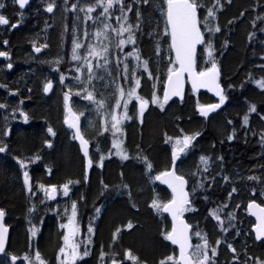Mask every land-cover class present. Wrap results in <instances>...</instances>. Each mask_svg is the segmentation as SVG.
Wrapping results in <instances>:
<instances>
[{
    "label": "trees",
    "instance_id": "1",
    "mask_svg": "<svg viewBox=\"0 0 264 264\" xmlns=\"http://www.w3.org/2000/svg\"><path fill=\"white\" fill-rule=\"evenodd\" d=\"M0 2L5 4V7L0 9V14L9 19L10 25L17 24L15 28L8 25L0 26V48L7 52V58L0 60V84H5L10 92L14 91L16 94L14 98H18L17 102L21 104L28 117L27 122L12 120L11 130L6 138L10 156L7 158V154L0 155V200L8 207L5 213L13 228L8 248L9 251L14 252V245L17 249L18 247L21 249L26 242L21 223H13L16 221L15 216L19 218L24 216L26 208L34 204L35 195L34 189L30 192L24 183V169L20 166V160L32 158L27 169L33 173L30 185L36 187L38 181H48L46 178L49 175H52L56 182L83 179L80 176L83 155L72 136L71 129L63 121L65 112L62 102L58 100L55 103L48 100L51 99L49 97L54 88L49 94L43 91L44 83L49 76L44 74L40 66L36 69L30 68L25 60V56L31 50L29 40L32 34L46 32V36L39 40L45 45L43 51L46 54L49 51L55 53L63 35L65 42L67 41L70 26L64 34L60 33L61 28L57 25L47 28L52 24V18L46 8L52 0H31L25 9H20L14 0H0ZM200 2L203 6L198 7L199 25L205 36V44L198 49L197 67L206 70L211 66L205 53L210 37L214 49L213 57L221 69L220 80L229 104H225L220 111L223 115L220 114L216 128L215 123L212 122L214 115L206 119L193 111L195 94L187 86L183 99L170 101L178 112L167 116L166 111L151 105L145 117L143 115L142 119L134 118L127 123V149L134 154V165L129 168L134 167V196L140 204V210L135 212L131 207L132 204L126 203V200L130 199L125 197L129 195L125 185H118V188L114 189V185L107 184L105 196L111 197L117 190L124 205L120 203L107 205L101 235L108 238L110 233H117L111 232V227H118L121 231L117 234L128 236L134 240L135 245L136 242L145 245L143 243L147 240V236L145 237L144 230L149 226L152 235L148 237L161 248V251H155V248L149 249L150 254L147 256L139 251L142 256L139 259L140 264L147 262L160 264L161 260L171 255L172 251L173 254L175 252V247L164 238L167 231L159 234V228L162 226L159 215L165 218V213L154 207L151 213L148 209L152 206L151 202L150 206H147L143 199L146 196L156 197L157 193L163 191L162 189L166 196L168 194L166 187L153 180V175L162 163L165 164L164 169L172 163V156L170 160L166 150L170 147L166 138L171 135L168 118H171L170 124L180 122L182 125H187L189 133L202 134L193 141L194 147L189 150L190 153H197V150L203 146L214 149L215 156H212L217 159L214 161L217 169L208 172L207 180L204 182L205 188L199 189L196 193L197 198L192 201L191 205L199 216L197 218L189 216L188 220L190 219L193 230H201L205 236L204 239L209 245V254L212 247L216 248L215 264H242L248 257L264 260V238L260 241L255 239L252 231L255 220L247 211V203L251 200L264 205V195H261L264 192V183L248 179L249 176L264 179V146L260 142L264 135V89L259 88L255 83L264 78V32L259 31V28L264 27V23L257 20V16H264V0H230V2L220 0L219 4L216 0H200ZM128 3L130 5V0ZM210 8L214 11V19H209V26L221 28V32L211 33V36L204 24ZM164 9H166L165 0H149V3L135 0L134 10L128 14L134 16L133 31L136 43L123 49V51L135 49L148 61V71L139 65L135 78L151 81L159 95H162L169 68L175 67L170 35H165L169 28L166 17L162 15ZM137 10L141 14L139 19L136 16ZM137 24L139 30L136 29ZM253 33L255 37L250 39ZM54 56L55 54L52 55ZM9 64L12 65L11 68H8ZM200 94L201 97L208 95L206 92ZM252 105L256 107V112L249 111ZM131 110L134 111V102ZM150 111L154 115L149 116ZM186 113H190V116L187 117ZM245 115L249 117L247 126H243ZM3 123V115L0 112V125ZM220 123L224 126L222 129ZM48 128L53 129L54 136L48 132ZM229 136H233V139L229 140ZM48 142L51 147L47 146ZM145 157L146 161L143 159ZM220 157L223 159L220 160ZM74 164L76 166H73ZM112 164H115L114 160ZM112 164L108 166L109 169L106 168L107 179L110 173L116 178V167ZM147 164L152 165L151 169H148ZM124 166L126 171L128 167ZM89 177L95 180L93 174ZM92 187L91 196L94 198L100 193L98 182ZM92 187L83 189L88 192ZM78 188L80 187L74 188L77 194H79ZM233 188L237 191L232 192ZM142 189L145 191L139 192ZM254 190L255 195H253ZM234 197L239 201L236 202ZM66 198H70L69 195ZM48 203L51 204L50 201ZM142 207L147 209L146 214L140 213ZM116 208L122 211L116 218H112V209ZM124 208L127 209L126 213L123 211ZM88 211L89 208H86L83 212V232L80 233L82 236L88 234L87 229L91 227L93 221L91 213L87 216ZM214 211L219 215V219L212 215ZM134 215L137 218L134 229L125 232L123 220L128 217L134 218ZM43 219V227H46V231L41 245L43 249L51 251L57 245V235L51 225L54 219L48 215ZM216 220L223 229L222 239H218L219 235L216 233L215 236L210 234L214 228L218 229ZM219 240L222 244L217 245ZM229 244L236 250L235 252L228 247ZM166 246L170 252L165 254L162 250ZM26 247L25 244L21 250ZM224 253L226 255L222 258ZM248 264H253V260H249Z\"/></svg>",
    "mask_w": 264,
    "mask_h": 264
},
{
    "label": "rangeland",
    "instance_id": "2",
    "mask_svg": "<svg viewBox=\"0 0 264 264\" xmlns=\"http://www.w3.org/2000/svg\"><path fill=\"white\" fill-rule=\"evenodd\" d=\"M53 2V0H52ZM73 5H78V0H67V3H65V0H55V4H54V8H53V12L49 13L50 17L52 18V24H49L47 26V28H52L54 26H58L61 28L60 33L64 34L67 30L68 27L70 26L69 32H68V38L67 41L65 42V38L63 35V39L62 41H60L59 43V48L57 50H55V53H53L52 51H49L48 54H46L44 51L43 52H39V53H35L33 48L34 46H45L43 44L40 43V38H43L46 36V32H37L35 34L31 35L30 38V48L31 50L28 51L27 55L25 56V60L26 62L29 64L30 68H38V66L41 67V69L44 71V74L46 76H49L48 79H46L45 83L53 81V92L50 94L51 99H48L49 101L52 100L55 103H57L58 100H60V102H62L63 105V109H64V117H63V121H65V118L67 116V108L70 106L72 108V110L74 112H76L78 115L79 113L83 112L84 115L80 117V123H81V128L82 131L84 133V135L86 136L87 140L89 141V146H90V157L92 160V169L91 171L93 172V175L97 178L98 172L101 171L102 169L105 170L106 168L109 169L110 164H112L113 160L115 158L119 159L122 165H126V166H133L134 165V154L131 150L127 149V128L126 125L127 123L134 119V118H139L142 119L143 115L145 117V114L147 112L148 109H150L151 105H154L151 103V98L153 96V94L155 93V95L157 97L160 98V100L162 101V95L157 94V92L154 90V84H152L151 81H147V80H143L140 78L141 80V84L140 87L136 89V93L138 96L143 97L145 100H148L149 103L146 106V109L143 112V115H140V110H139V101L133 99L127 107V115H128V119L123 120L121 122V124L119 125L121 131L116 133V135L114 136L112 134L111 131L108 132H103V128L105 126V120H107V126L110 128V117L108 116V112L107 110H101L99 113L96 111L95 105L90 104L88 101L81 99V97L75 95L76 91L80 90V85L78 84V82L76 81V79H74L75 76H80L81 79H84L85 76L87 75V71L86 68L82 69L80 73H77L75 71V68L77 66H79L81 64V61H72L71 60V48H72V41L74 38L78 39V42H80L81 44L85 45V47H87L88 44H92L94 46L97 47V50H99V48L102 45H109L110 48V60L112 61L110 67L108 68V71L112 73L111 76L107 75V72H105L103 69H99V68H95L94 67V72H96L98 75H104L105 79L103 81L101 80H93L92 84L95 85V90L96 93H103V96H99L97 95L98 99H104L106 101V104L109 108H113L114 109V104H115V99L116 96H118V93H116V96L111 95V93L114 92L115 88L117 85H119L120 87H123L125 89V92H127L129 88L135 87V77L133 78V70H135V74L137 71V68L139 65L143 66V62L146 60L145 58H143L140 54V60L137 61L134 57H128L127 60L124 59L125 54L127 52H129L130 50H126V51H120L117 47V37L116 34L114 32H112L110 29L106 30L109 33V39H104L103 37H99L97 38L95 36V33L97 31H100L103 29V24L102 23H94L95 18L97 17V15L99 14L100 11H102V9H97L95 12L89 13L88 15L91 16L93 19H87L85 12L83 11H79V7L83 6V4H79L76 10H73L72 6ZM48 6V5H47ZM120 13L118 11H116L112 17L111 20L105 21V18L103 16L100 17V21H105L108 23H111L113 27H119L120 25L117 23L115 16H119ZM77 17H79V19H77ZM133 24L134 22L131 21ZM213 26V25H212ZM65 29V31H64ZM48 29H46L47 31ZM85 32L90 33V37H86L85 36ZM127 33H124L123 38H127ZM211 36V33H210ZM209 41H211L210 37H209ZM131 44L126 45L125 48H129ZM81 55L85 54V50L84 48L79 50ZM207 46L205 47V53H207ZM54 57H52V55H54ZM50 57V58H49ZM89 60L92 61L93 65L95 66L96 64V60L93 57H88ZM121 61L120 67L119 69L117 68V64L116 61L117 60ZM123 63H127L129 65V80L125 81L122 78V75H117L118 71L122 72L123 71ZM218 65V64H217ZM176 67V64H175ZM211 67V66H210ZM29 73V72H28ZM27 73V74H28ZM26 74V75H27ZM60 74H64L66 77L65 83L62 85L59 83V77ZM25 76V75H24ZM44 83V85H45ZM108 84L109 87H105L104 85ZM6 85L0 84V104H3L4 107L0 108V112L2 113L4 119H5V131L3 134V138H0V142H3L4 144L7 145L6 143V138L9 135V131L11 130V123L12 120L15 121H20V120H25V116H27L22 107L21 104L18 103L17 99L14 98V95H16L14 93V91H11L7 88L4 87ZM71 89V91H70ZM89 91H92V87L89 86ZM52 91V90H51ZM68 92L70 99L66 105L65 101H64V93ZM95 94V93H94ZM201 94H195L194 99V107L192 108L194 112L197 113V115H199V108L204 105V104H208L210 103V96L209 95H203V97L200 96ZM127 98V97H125ZM47 100H45L46 102ZM134 102V111L131 110L132 104ZM123 103L124 101H121V108L120 109H114L117 115H120L124 112L123 109ZM218 103V102H217ZM225 104H229V102L226 99ZM224 104V105H225ZM224 105H222L220 107L219 110H217V113L214 115L212 122L215 123V127H218V121H220L219 116H220V111L223 109ZM157 107H159L158 105H155ZM160 108V107H159ZM163 111L167 112V116L168 115H173L175 112H178L175 109V106H173V104L171 102H167L164 106ZM187 117L190 116V113H186ZM149 116L154 115L153 112H149L148 114ZM223 115V114H221ZM146 119V118H145ZM151 119V118H150ZM225 119V118H224ZM147 120V119H146ZM228 123V121H226ZM170 125V133L171 135L169 137L172 138L171 141H169V146L166 150L168 152V155H170V160H171V150L173 149V145L175 143V140L177 138H182L184 135H193L192 133H189L187 131V125H182L180 124V122H176L174 124H170L171 123V118H168V122ZM223 123V122H222ZM222 123H220L219 125H221ZM228 125V124H227ZM223 124L221 125V129L223 128ZM229 130V129H228ZM102 133V134H101ZM74 133H72L73 136ZM71 135V134H70ZM168 137V138H169ZM166 138V139H168ZM114 144H118L120 146V149H123L124 152L129 156V159L124 160L121 158V155L119 153V149H117L116 147H113ZM213 148H210L209 146H203L201 147L200 150H197V153H190L191 151H188L187 154H181V159L179 160V164H178V172L184 176H186L189 180V190H190V194H191V201H194L197 198V191L200 189L198 187L199 182H205L207 180L208 177V172L209 171H214L215 169H217V165L214 161H217V159H215V154H213ZM9 150H8V146H7V150H6V154H7V158L10 156L9 155ZM1 154V153H0ZM165 155V154H164ZM214 155V156H212ZM116 156V157H115ZM201 156H205L210 158L209 159V171L208 172H203V165L201 164L200 161V157ZM82 158V167H81V172L83 174H86V166H85V158L83 156H81ZM23 162L24 164H26L27 166L25 168L22 169H27L32 161V158H27V159H21L20 162ZM163 162V160H162ZM114 165V164H112ZM72 166V165H71ZM70 166V167H71ZM73 166H76L75 164ZM109 166V167H108ZM165 164L162 163V165L160 166V168L158 169V171L153 175L154 177L162 170H164ZM28 171H30V169H28ZM128 175L129 177L134 180V175L133 173L131 174L130 171H128ZM51 174V173H50ZM195 174V176L193 175ZM33 175V173L30 171L29 172V177L31 178ZM122 175H126L125 173H123ZM120 178L121 176H117L116 178L114 177V181L113 184L114 185V189L118 188V185H125L124 183L120 182ZM48 181H38L36 183V187H32V189H34V204L29 205L25 212H24V216L20 217L19 216H15L16 221L13 223H21V226L24 230V236L26 238V242L25 244L27 245L26 249L22 250L21 249L25 246L22 245V248L20 249V247H18L19 249L14 250V253L16 255V257H19L20 259L24 258V257H30L32 260H35V253L39 252L40 253V257L42 260H47V259H52L49 256V250L45 251L42 248V240H43V236L45 235V231H46V227H43V222L44 219L43 217L45 215L50 216L51 218L54 219V221L52 222V229L55 233V235H57V239L56 242L58 241L57 245L54 249V257L55 254L57 252H59V249L61 247L64 246V240H63V235L67 234V229L65 228H61L60 225L62 223H67L68 218L72 215V209H71V205L73 202H75L77 204V208H89L90 211H92V207H93V202L94 199H91L93 196L92 195V191H93V187L92 190H89L88 192H86L85 189H83V187L78 188L79 193H81V195L79 197H74V198H66L67 196L63 195L62 192V186L65 184L63 182L60 181H55L56 179L52 176L49 175L46 178ZM155 181V179H153ZM151 180V181H153ZM68 183V182H66ZM40 185H44V188L47 189L48 191L51 190V186H56L57 192H58V197L55 201H50L49 199H47L46 195H45V191L43 189L40 188ZM88 185V184H85ZM196 187V191L194 194L191 193V189L193 187ZM127 187V186H126ZM70 190L72 189V187H69ZM128 191H129V195L125 196L127 198H129L130 200H126V203L129 202V205L132 204V194L130 193L131 188L127 187ZM164 191V189H162ZM100 193L98 195H96V198L99 202L100 199L103 202V204H116V203H120L123 204L121 202V196L117 193V190H115V193L113 194V196H105L106 195V190L104 191L103 186L100 185L99 188ZM145 190L142 189L139 192H144ZM163 191H160L159 193H157L158 195L156 197L152 196V197H148L146 196L145 198H143L145 200L144 203H146L147 206H150V202L152 204L153 200H157L159 203H165L167 202V200H169L171 198L170 193L168 191L167 196L165 195V193ZM103 193V196H102ZM235 201H239V199L237 197H234ZM68 199V201H67ZM51 202V204H49L48 202ZM124 205V204H123ZM229 206V205H228ZM152 206H150L148 209L150 210V212L152 213ZM191 208L193 210L191 211H186L183 215L186 216V218L188 219L189 216H191L192 218H197L199 216V214L195 211V209L193 208V206L191 205ZM31 209V211H30ZM140 210V204L139 202H137V198L136 196H134V211L135 212H139ZM146 208L142 207L140 213L142 214H146ZM122 210L119 209H112V218H116L120 212ZM123 211L126 213L127 209L124 208ZM91 212H89L87 214V216L90 214ZM79 214L78 213V209H76V217H75V221H76V225L78 227V232L77 235L74 237V240L79 243L81 245L79 251L82 254V251L84 250V245L88 243V241H91L92 239V235L94 234L93 232L91 234H86L84 236H82L80 233H82V219H79ZM99 213H95L94 215L92 214V224L95 222L94 217H98ZM154 214V213H153ZM153 214H151L153 216ZM86 216V217H87ZM160 218L162 219V226L161 228H159V234L165 232V230L167 231V233L170 230V221L168 219V217L165 215V218H163L162 215H159ZM135 219H137L134 215V218L128 217L125 220H123L125 222V226L128 227V224L131 223L132 225H134ZM190 220V219H189ZM190 222V221H189ZM217 222V226L218 229L214 228L213 231L210 232V234L212 236H215V233L219 235L218 239H222V233H223V229L220 226L219 222L216 220ZM191 223V222H190ZM91 224V227H92ZM192 224V223H191ZM11 225V224H10ZM193 226V225H192ZM221 227V228H219ZM32 228H36L37 234L35 236L32 235ZM167 228V229H166ZM134 229V228H133ZM113 230H111L112 232ZM145 237L147 236V240L143 243L145 245H142L141 243L136 242V245L134 243V240H131L130 238H128V236L122 235L121 234H113L114 236H112L113 238H115L116 240H118L120 238V236L123 238L124 243H128L129 246L133 247L135 250L140 251L143 255L147 256L150 254L149 249L155 248V251L160 250L161 248L157 245H155V243L152 242V240H150V238L148 237L149 235H152V229H150V227L148 226L147 228H145ZM199 232L200 233V237H197L195 235V233ZM192 237H193V246L197 245V244H203L204 243V238L205 236H203L201 230H192ZM207 238V237H206ZM201 239V242H200ZM211 239V238H208ZM219 242V243H218ZM217 242V245L222 244L221 240H219ZM168 247L166 246L165 248H163L164 250H162V253H169L170 249H167ZM166 249V251H165ZM53 250V249H52ZM54 251V250H53ZM174 254L173 251L171 253L172 256L177 258V250L174 249ZM211 254V253H210ZM225 253L222 255V258L225 257ZM169 256V255H168ZM217 257V256H216ZM215 257V258H216ZM138 258V257H137ZM167 257H165L164 259H166ZM9 258H5L2 257L0 255V260L2 261H8ZM139 260V258H138ZM16 264H21L20 260L18 259L16 261ZM39 264V263H37ZM142 264H151L150 262L147 263H142Z\"/></svg>",
    "mask_w": 264,
    "mask_h": 264
},
{
    "label": "snow or ice",
    "instance_id": "3",
    "mask_svg": "<svg viewBox=\"0 0 264 264\" xmlns=\"http://www.w3.org/2000/svg\"><path fill=\"white\" fill-rule=\"evenodd\" d=\"M135 2V0H134ZM142 3H149V0H140ZM217 4H219L220 0H216ZM230 2V0H229ZM14 3L18 4L20 9H24L26 5L30 3V0H14ZM67 3V0H65ZM83 4V6L79 7V11L85 12L87 19H93L89 16V13L95 12L98 8L102 9L99 12L97 17L94 20V23H102L103 29L97 31L95 36L97 38L103 37L104 39H109V33L106 30H111L116 34L117 44L116 47L123 51L126 45L136 43L135 40V32L133 31V25L129 22L128 12H131L132 6L127 4L125 0H78V5ZM166 9L162 10V15L166 17V24L170 31L166 30L165 35H170L171 38V47L175 51V63L178 67H170L168 70L167 83L165 86L163 101L160 100L159 97L153 94L151 98V103L154 105H158L161 110L164 109L165 104L171 97L180 96L182 91V77L187 74L191 79L193 88L204 87L209 90L214 89L216 95L219 97V102L215 104H211L208 106H201L200 115L207 118L209 113L215 112L220 109L222 105L226 102V95L224 94L223 89L219 83V70L217 66V61L213 57V45L211 41L207 43V55L208 59L211 63V67L207 68L203 71H195V59H196V50L197 45L205 44V40L201 29L199 27V21L197 16L198 7H202V3L200 0H165ZM55 0L52 3H49L46 11L48 13L53 12ZM78 5H73V10H76ZM5 4L0 2V9H3ZM118 11L120 13L119 16H115L117 23L120 25L118 28L113 27L111 23L105 22L111 20L114 13ZM140 12L137 10L136 16L137 19L140 17ZM103 16L105 21H100V17ZM214 19V11L210 8L207 11V16L204 19L205 27L208 29L210 33H219L221 32V28L219 26L210 27L209 19ZM79 19V17H77ZM257 20L264 23V16H257ZM8 25L10 27L15 28L17 25L11 24L8 18L4 15L0 14V26ZM255 26V23H254ZM136 29L139 30V24L136 25ZM260 32H264V27L259 28ZM124 33H127V38H123ZM90 33L85 32L86 37H90ZM255 37V33L250 36V39ZM5 43H7L5 41ZM84 48L85 54L81 55L80 49ZM41 51V47H35V52L39 53ZM5 52L0 51V56H6ZM88 57H93L96 60L95 66L92 61L88 59ZM128 57H134L137 61L140 60L139 52L135 49L129 51L125 54L124 59L127 60ZM71 60L72 61H81V64L75 68L77 73H80L82 69L86 68L87 75L84 79H81L80 76H75L74 79L80 85V90L76 91L75 95L81 97V99L88 101L90 104L95 105L96 111L99 113L101 110H107L108 116L110 117V128L107 126V120H105V126L103 128V132L111 131L115 136L116 133L120 132L121 129L119 125L123 120L128 119L127 115V107L128 104L133 100L139 101V110L140 115H143L146 105H148L149 101L145 100L143 97H140L136 93V89L140 87L141 80L139 78H135V87L129 88L127 92L123 87L119 85L116 86L115 90L111 95L116 96L114 109L121 108V101L123 100V109L124 112L120 115H117L113 108H109L104 99H98L97 95L103 96V93H96L95 85L92 84L93 80H101L105 79L104 75H98L94 72V67L103 69L107 72V75L111 76L112 73L108 71L112 61L110 60V48L109 45H102L99 50L97 47L88 44L87 47L85 45L78 42L77 38H74L72 41L71 48ZM117 68L119 69L121 61L118 59L116 61ZM12 65L9 64L8 68H11ZM143 67L145 71H148V61L143 62ZM117 75H122L125 81L129 80V65L127 63H123V71L122 73L118 71ZM133 78L135 77V70H133ZM149 75H151L149 73ZM66 77L64 74H60L59 83L64 84ZM257 86L261 89H264V78H261L258 81H255ZM89 86L92 87V91H89ZM106 88L109 87L108 84L104 85ZM53 84L52 82H47L44 85L43 91L48 93L52 90ZM71 91V89H70ZM95 93V94H94ZM127 97V98H125ZM64 101L67 105L70 96L68 92L64 93ZM4 105L0 104V108H3ZM250 112H256L257 109L254 105L250 106ZM67 116L65 118V123L69 128L74 129L73 138L80 141L83 154L85 157L89 156L88 145L89 141L84 138L82 135L81 127L79 124L80 117L84 115L83 112L79 113V115L72 110L69 106L67 108ZM28 117L25 116V122H27ZM231 123V121H229ZM249 123L248 115L243 117V126H247ZM48 132L51 135H55V132L52 128H48ZM102 134V133H101ZM202 135L201 133H195L193 135H184L182 138H177L173 145L172 149V161L175 164L176 161L181 159V154H187V152L194 147L193 141L196 140L198 136ZM229 140L233 139V136L228 137ZM169 141L172 140L171 137L168 138ZM261 145L264 146V135L261 137ZM51 147V144L48 145ZM113 147L119 149V153L121 158L124 160L129 159V156L124 152L123 149H120L118 144H114ZM7 150V145L3 142H0V153H5ZM39 157H37L38 159ZM146 161V157L143 158ZM201 164L203 165V172L209 171V159L208 157L201 156L200 158ZM220 160L223 158L220 157ZM22 168H25L27 165L22 161L19 162ZM92 160H88L89 167L92 166ZM148 169H151L152 165L147 164ZM24 183L28 186V190L31 192L32 187L29 183V175L27 171H24ZM195 176V174H193ZM157 181H162L168 184L169 187L172 188L173 198L168 203H159L157 200H153L152 207L156 208L158 211L162 210L165 213H171L172 218L177 223L172 227L171 232L165 234V239L170 241L173 245H178L180 249L179 258L169 255L166 259L161 260L160 264H215V257L217 255V250L215 247L210 249L211 254H209V245L206 239H204L203 244H197L193 246L190 243L189 231L190 226L186 224L182 220V216L186 211L193 210L191 208L192 201L190 200V193L186 191L187 181L182 175H178L175 171V168L171 171H165L160 175L155 177ZM227 179V177H225ZM249 180L264 183V179L256 176H249ZM69 183H72L71 181ZM69 183H65L62 186V192L64 196H68L70 192ZM105 190H107L108 186L105 185ZM198 187L200 189L205 188L204 182H199ZM40 188L45 191V195L49 200L56 199L57 189L56 186H51V191H48L44 188V185H40ZM196 191V187L194 186L191 189V193L194 194ZM237 189L233 188L232 192H236ZM103 194V193H102ZM231 195V193H230ZM253 195H255V190L253 191ZM264 195V192L261 193ZM226 207V206H225ZM249 209H256L252 214L257 216L258 223L255 226V239L261 240L264 238V208L255 204L254 202L248 204ZM72 215L68 218L67 223H62L60 225L61 228L67 229V234L63 235L64 246L59 249V253L63 257V259H59V264H77V261L83 259V257L88 256L90 253L88 251L87 244L84 245L83 253L81 254L79 249L81 245L74 240V237L77 235L78 227L76 225L75 217H76V209L77 204L75 202L71 205ZM31 211V209H30ZM97 213L100 212V209H95ZM5 210L0 209V255L9 257L8 261H5V264H16L17 257L15 255H10L6 251V242H7V233L8 228L3 224V218L5 216ZM212 215L216 216L219 219V215L217 212H213ZM133 225L131 223L128 224V228H132ZM32 235L35 236L37 234V229L32 228ZM88 233L93 232V228L89 227L87 229ZM197 237H200V233H195ZM219 243V242H218ZM229 248L232 249L233 252L236 250L232 247L231 244L228 245ZM68 249V251H66ZM191 249V251H189ZM107 257L108 260L111 261V264H124V258L117 259L116 254H112L108 256L106 253H102L100 256L101 260H104ZM127 260L132 261L133 264H140L138 258L134 256L130 251L125 254ZM29 261V264H35L34 261L30 257H24ZM238 259V257H237ZM249 260H253V264H264V260L259 258H251L248 257L242 264H248ZM35 261L39 262V264H44V261L40 257V253H35Z\"/></svg>",
    "mask_w": 264,
    "mask_h": 264
},
{
    "label": "flooded vegetation",
    "instance_id": "4",
    "mask_svg": "<svg viewBox=\"0 0 264 264\" xmlns=\"http://www.w3.org/2000/svg\"><path fill=\"white\" fill-rule=\"evenodd\" d=\"M128 1L129 0H125V2L127 4H129ZM130 5L132 6V8L134 10V0H130ZM127 15H128L129 22L130 23H132L131 21L134 22V20H133L134 16L129 15L128 13H127ZM132 25L134 26L133 23H132ZM0 51L5 52L7 54V52L4 49H2V48H0ZM5 58H7V55L6 56H1L0 60L1 59H5ZM3 85H5V84H3ZM3 120H4L3 125L2 124L0 125V133L1 132H3V133L0 135V138H3V134H4V131H5V119H4V117H3ZM79 124H80V127H81V123L80 122H79ZM71 131H72V133H74V131L72 129H71ZM81 131H82V128H81ZM82 133H83V131H82ZM83 135H84V133H83ZM85 138H86V136H85ZM76 142H77V140H76ZM77 144H78V142H77ZM4 154L6 155V153H1L0 155H4ZM114 162H115L114 167H116V175L117 176H121L120 182L124 183L125 186L131 188V191H130V193L132 194V205H131V207L134 209V180L132 179V177L130 178L129 175H128L129 174L128 171H130L131 174L134 172V167L129 168L130 166H127L128 168H127V170H126L127 172H126L125 169H124L125 166L121 165V162H120L119 159L115 158ZM85 165H86V163H85ZM91 169H92V166H91L90 171H89V173L87 175L83 174L82 172L80 173V176L83 179H80V180H77V181H74V180H68V181L65 180V181H63V183H66V182L69 183L70 181L72 182V183H69V187H72V189L69 192V197L70 198L79 197L81 195V193H79V194L75 193V189H74L75 187H80V188L81 187H83V188L88 187V188H90V187H92V185L95 186V184L98 182V188H100V185H101V186H103L104 191H105V187H104L105 185L113 184L115 175L112 176L111 173H110L108 175V179H107V175L105 174V171L107 173V169H105V170L102 169L101 171H99L98 175H97V178L93 175V177H95V180H92L89 177L90 174H93ZM123 173H125L127 176L126 175H122ZM133 175H134V173H133ZM85 184H88V185H85ZM76 185H78V186H76ZM92 199H94L92 211H90V209H89L88 213L91 212V214L94 215L95 213H97L95 211V209H97V208L100 209V212L98 214V217H94L95 222L92 224V228H93V233L94 234L92 235L91 241H88V243H87L88 251H89L90 254L88 256H86V257H83V259L78 260L77 264H111V261L108 260L107 257H105L104 260L100 259V256H101L102 253H106V254H108V256H111L112 254H116L117 259L124 258V264H133L132 261H129V260L126 259L125 254L127 252H129V251L136 257L138 255H141V254L137 250L134 253V248L129 246L128 243H126V244L124 243L123 238L121 237L122 235L120 236V238L118 240H116L115 238L112 237V236H114L113 233H110L108 238L106 236L103 237V235H101V226H102V224L104 222V218H105V214L107 213L108 206H107V204H103L101 199H100V202L96 198H92ZM0 209H4L5 211L8 210V207L4 203H2L1 200H0ZM77 209H78V213L80 212L79 219H82L83 218V214H84L83 212H84V210L86 208H79L78 207ZM4 222L10 228V234H11L12 231H13V228H12V226L10 225V223H9V221L7 219V213L5 214ZM254 224L255 223H253V225ZM253 225H252V227H253ZM133 228H134V225H133L132 228H128V227L125 226L124 230H125V232H128L129 230H131ZM110 230H113V231H116V232L121 231V229L118 228V227H116V228L115 227H111ZM253 233H254V231H253ZM57 243H58V241H57ZM56 246L58 247V245H56ZM13 247H14L15 250H17L15 245ZM6 251L8 252V247H6ZM45 251H48V250H45ZM66 251H68V249H66ZM54 252H55V249H54V251L53 250L49 251V256L52 259L43 260L44 264H59L58 257H60V259H63V257L61 256V254L59 252H57L55 254V257H54ZM82 253H83V251H82ZM1 256L5 257V258H9L7 256H3V255H1ZM17 258L20 260L21 264H29L28 260L23 259V258L20 259L19 257H17ZM32 261H34L35 264L39 263V262H36L35 260H32ZM0 264H5V261L0 260Z\"/></svg>",
    "mask_w": 264,
    "mask_h": 264
},
{
    "label": "water",
    "instance_id": "5",
    "mask_svg": "<svg viewBox=\"0 0 264 264\" xmlns=\"http://www.w3.org/2000/svg\"><path fill=\"white\" fill-rule=\"evenodd\" d=\"M30 2H31V0H30ZM17 5H18V4H17ZM28 5H29V4H28ZM28 5H26L25 8H26ZM25 8H24V9H25ZM197 16H198V10H197ZM198 21H199V16H198ZM199 27H200V25H199ZM200 29H201V28H200ZM169 31H170V29H169ZM201 32H202V31H201ZM202 34H203V33H202ZM203 37H204V35H203ZM201 45H202V44H201ZM199 46H200V45H197L196 59H195V71H197V72H199V70H198L197 67H196L197 53H198V48H199ZM172 50H173V54H174V57H175V51H174V49H172ZM36 53H37V52H36ZM0 57H1V56H0ZM177 67H178V65H177ZM218 70H219V78H218V80H219V83H220V85H221V88H222L223 91H224V87H223V85H222L221 82H220L221 69L218 68ZM50 82H51V81H50ZM166 83H167V79H166V82H165V85H164V90H165ZM187 84H189L190 87L192 88V90L195 91V92L205 91V92L209 93L210 95H213L214 97H216V98L219 99V97L216 95L214 89L209 90L208 88H204V87L193 88V86H192V82H191V79L188 77L187 74H185V75L182 77V91H181V95H180V96H174V97H171L169 100L174 99V98L183 99L184 94H185V91H186V86H187ZM164 90H163V94H164ZM49 92H50V91H49ZM49 92H48V93H49ZM162 98H163V95H162ZM208 105H211V104H207V105H204V106L206 107V106H208ZM200 108H201V107H200ZM213 113H214V112L209 113V116L212 115ZM73 131H74V129H73ZM82 135H83V133H82ZM83 136H84V135H83ZM84 138H85V137H84ZM85 139H86V138H85ZM76 140H77V139H76ZM77 142H78V144H79V146H80V148H81V152H82V154H83V150H82V147H81L80 141L77 140ZM48 145H49V143H48ZM88 150H89V145H88ZM83 155H84V154H83ZM84 157H85V156H84ZM89 159H91L90 156L85 157V162H86V172H87V174L89 173L90 168H91V167H89V165H88V160H89ZM177 163H178V161H176L175 164H173V161H172L171 167H170L169 169H166V170L160 172L158 175H160L161 173H163V172H165V171H171V170H173V168H175V171H176V173H177L178 175H181V174H179V173L177 172ZM156 176H157V175H156ZM182 176H183V175H182ZM183 177H184L185 180L187 181V184H186V191H189V182H188V179H187L185 176H183ZM156 181H157V180H156ZM157 182H159V183H161L163 186L167 187V189L170 191V193H171V198L166 202V203H168V202L171 201V199L173 198V191H172V188L169 187L168 184H166V183H164V182H162V181H157ZM50 191H51V190H50ZM189 193H190V191H189ZM56 196H57V193H56ZM252 202H254L255 204L259 205V206L262 207V208H264V206L261 205V204H259V202H257L256 200H251V201H249V202L247 203V211H248L249 215L255 220V224L253 225L252 229H253V231H254V234L256 235V232H255V226H256V224L258 223V220H257V216L252 214L254 211H256V209H249V208H248V204H249V203H252ZM166 214L168 215V217L170 218V221H171V229H170V231H169V232H171L172 227H173L174 224H176L177 222L173 220L171 213H166ZM182 220H183L186 224H188V225L190 226V231H189L188 235H189V238H190V243L193 245V242H192V226L190 225V223L188 222L187 218H186L184 215L182 216ZM3 224H4V223H3ZM4 226H5V225H4ZM5 227H7V226H5ZM7 228H8V227H7ZM8 236H9V228H8V233H7V241H8ZM262 239H263V238H262ZM262 239H261V240H262ZM259 241H260V240H259ZM169 242H170V241H169ZM170 243H171V242H170ZM6 244H7V242H6ZM171 244H172V243H171ZM174 246L178 249V258H179V254H180L179 246H178V245H174ZM189 251H191V249H189Z\"/></svg>",
    "mask_w": 264,
    "mask_h": 264
},
{
    "label": "bare ground",
    "instance_id": "6",
    "mask_svg": "<svg viewBox=\"0 0 264 264\" xmlns=\"http://www.w3.org/2000/svg\"><path fill=\"white\" fill-rule=\"evenodd\" d=\"M172 164V163H171ZM177 168H178V163H177ZM258 202V201H257ZM260 204V203H259ZM262 205V204H261ZM264 206V205H263ZM5 217V216H4ZM177 259H178V252H177Z\"/></svg>",
    "mask_w": 264,
    "mask_h": 264
}]
</instances>
